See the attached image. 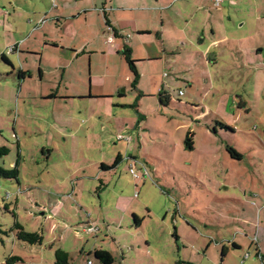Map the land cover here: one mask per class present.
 <instances>
[{
    "label": "rangeland",
    "instance_id": "obj_1",
    "mask_svg": "<svg viewBox=\"0 0 264 264\" xmlns=\"http://www.w3.org/2000/svg\"><path fill=\"white\" fill-rule=\"evenodd\" d=\"M61 1L79 0H14V13L0 0L10 13L0 18V56L10 63L0 57V149L9 150L0 167L19 156L20 171L18 182L0 177V264H54L57 250L69 264H101L95 250L112 264H264L262 2L237 4L225 28L235 43L207 61L196 40L147 48L124 32L135 41L133 87L123 48L90 52L99 28L87 25L98 17L63 24L70 11L59 17ZM29 7L52 10L45 24L58 48L33 36L26 48L36 56L11 54L3 36L30 33ZM19 67L33 72L23 87ZM16 224L41 244L18 241Z\"/></svg>",
    "mask_w": 264,
    "mask_h": 264
},
{
    "label": "crops",
    "instance_id": "obj_2",
    "mask_svg": "<svg viewBox=\"0 0 264 264\" xmlns=\"http://www.w3.org/2000/svg\"><path fill=\"white\" fill-rule=\"evenodd\" d=\"M13 1L14 0H8V3L14 13ZM260 1L262 2V8L264 6V0H221L218 6L215 5V0L61 1L62 9L61 12H58V15L59 17L65 16L62 14L66 13L67 10L70 11V14L65 16L66 22L63 24L80 21V18L84 20L83 22L85 24H89L92 16L95 15L98 17L100 23L87 25L88 27L90 26L89 28L96 25L99 28L97 31L91 32L93 34V40L91 42L93 47L91 48V53L100 52L102 55H107L119 51L124 46H128L131 52H133V47H131L130 44H134V38L123 37V35H125L124 32L128 34L130 31L133 36L135 37L136 35L137 39L139 38L138 41L140 42L141 40V43L147 48H166L178 43L182 46L189 45V47H191L195 44L196 40L198 46H204L201 49V51L203 50L202 58H205L207 61L211 52L216 51V49H219L222 45L226 47L230 42L235 43L236 39L230 37L229 32L225 31V28L228 26L226 21L230 23L232 19L237 17L235 15L239 13L237 4L241 5L242 3H248L254 7L255 5H253V3L256 4ZM30 3L32 4V2ZM80 3L82 4L81 6H79ZM51 7L57 10L56 6L51 5ZM30 8L31 7L27 9V16H33L28 19V24L31 26L30 33H27L20 40L15 39L13 35H11L13 34L11 32H7L3 36L6 39L8 50H12L10 52L11 54L14 52L16 54L28 53L29 55L36 56L38 52L35 49L26 48L29 45L27 41L33 36H37V38L34 39L37 46L43 44L44 49H47L49 46L58 48V44L55 39H53L54 34L52 35V25L45 24L47 15L52 13V10L41 8H38V10H30ZM255 8H258V6L256 5ZM9 16L10 13L7 9L0 6V18L5 19L7 17L9 18ZM237 18H239V16ZM176 19L181 22V25L177 27L178 29L174 35L172 34L173 31L170 29L173 24H175ZM102 24H104V27ZM107 24L109 27H107ZM101 27L104 30H101ZM72 29L73 38L76 31L74 28ZM153 35L156 38L155 41H153ZM118 40H123V42L120 43ZM60 48L62 50L64 49L63 46ZM242 49L243 54H245V65H248L247 62L248 60L250 61L251 55L248 49ZM80 50L81 47L73 51L72 56ZM217 54H219V52H217ZM38 59V62L41 63L42 57ZM215 61L216 60L213 62ZM7 62L9 61L7 60ZM14 70L13 68L12 72ZM16 73L18 80L22 83L20 84L21 87H23V82L26 81L27 78L29 80L32 79L33 72L30 69L24 70V68L19 67ZM38 73L41 78V76H43V71H41L40 68ZM49 97L56 99L58 96L50 95ZM242 104L244 110H246L244 103Z\"/></svg>",
    "mask_w": 264,
    "mask_h": 264
},
{
    "label": "trees",
    "instance_id": "obj_3",
    "mask_svg": "<svg viewBox=\"0 0 264 264\" xmlns=\"http://www.w3.org/2000/svg\"><path fill=\"white\" fill-rule=\"evenodd\" d=\"M107 27H109L108 24H107ZM122 55L124 57L125 63L127 64L128 70L130 71V73L133 76L134 81L132 83V86L134 87L139 80V74H138L137 68L135 66V63H137L138 61H135L132 59L131 50L129 49L128 46L123 47ZM0 57L6 64L10 65V63L7 62L4 55H1ZM160 103H163V102L160 101ZM191 144H192L191 140L187 136L185 139L186 148L191 150L192 149ZM226 152L228 153V155L233 160H240V156L237 154V152L235 150H233L231 148H227ZM8 153H9V150L6 147L0 149V156L7 155ZM119 161H120V156L116 157V159L114 160L113 167L117 166L119 164ZM18 162H19V156H18V159H17V161H16V163L12 169L5 170L4 168L0 167V177L4 178V179L15 180L18 182L19 174H20V171L17 167ZM100 168L102 170H108L109 169V168H106L104 165H101ZM132 219H133L134 223L139 224L141 222V220H139L135 215L132 216ZM16 230H17L16 239L18 241L27 243L29 245L41 244L42 237L40 235H38L36 233H26L23 230V228L18 224H16ZM93 256L101 264H112L113 263V257L111 256V254L109 252H107L105 250H95L93 252ZM20 261L21 260L19 257H10L9 259L6 260V264H15V263L20 262ZM54 264H69V255L62 250H57L55 252V263Z\"/></svg>",
    "mask_w": 264,
    "mask_h": 264
},
{
    "label": "built area",
    "instance_id": "obj_4",
    "mask_svg": "<svg viewBox=\"0 0 264 264\" xmlns=\"http://www.w3.org/2000/svg\"><path fill=\"white\" fill-rule=\"evenodd\" d=\"M220 3H221V0H215V5L216 6H218V5H220ZM12 50H9V52H11ZM131 173H132V171H131ZM264 261V260H263Z\"/></svg>",
    "mask_w": 264,
    "mask_h": 264
}]
</instances>
